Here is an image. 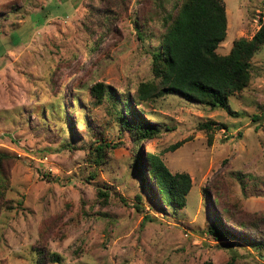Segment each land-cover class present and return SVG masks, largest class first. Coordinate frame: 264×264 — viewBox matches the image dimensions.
<instances>
[{
    "label": "rangeland",
    "instance_id": "374dc122",
    "mask_svg": "<svg viewBox=\"0 0 264 264\" xmlns=\"http://www.w3.org/2000/svg\"><path fill=\"white\" fill-rule=\"evenodd\" d=\"M222 2L218 54L249 38L264 15V0ZM170 6L0 0V264H33L40 251L59 259L43 264H264V245L238 242L228 222L235 238L206 232L222 209L233 221L264 215V45L247 86L228 97L230 113L175 94L149 99L138 107L160 132L140 142L119 131L112 101L96 104L89 94L102 82L133 98L151 78L149 49ZM205 121L224 128L205 129ZM95 139L111 145L97 166ZM137 150L189 175L183 207L160 213L148 201L132 165Z\"/></svg>",
    "mask_w": 264,
    "mask_h": 264
},
{
    "label": "trees",
    "instance_id": "16d2710c",
    "mask_svg": "<svg viewBox=\"0 0 264 264\" xmlns=\"http://www.w3.org/2000/svg\"><path fill=\"white\" fill-rule=\"evenodd\" d=\"M170 1L171 6L164 12L160 23L162 31L156 39V45L149 49L151 78L137 84L133 98L114 92L102 82H95L88 88L94 103H101L105 97L112 101L115 107L114 120L119 131H125L134 142L153 138L160 132L158 125L150 122L138 107L149 99L175 94L189 102L226 109L230 113L228 97L240 93L247 86L251 75V58L264 45L263 15L249 38L233 39L227 53L218 54L216 48L224 39L226 30L222 0ZM140 26L141 23L134 21L135 35L141 41L143 34ZM214 124L205 121L202 127L210 129L209 126ZM215 125L217 129L224 128L222 123ZM179 145L180 142H175L167 150H173ZM110 146L100 139L90 143V161L94 166L104 161L105 149ZM132 165L148 201L156 204L158 212L163 213L166 206H184L185 195L191 185L187 173H172L159 156L153 153L142 154L139 150L133 155ZM98 194L106 196L103 191H98ZM135 199L140 204V195L136 194ZM214 214L206 232L215 240L235 238L231 229L225 226V222H228L230 226H235L232 230L242 234H239L238 242L256 248L264 245V215L244 222L229 219L224 209L220 215L218 211ZM143 218L149 217L143 215ZM244 235L247 237L244 238ZM36 253L33 264H43L45 259L52 262L59 260L53 252Z\"/></svg>",
    "mask_w": 264,
    "mask_h": 264
},
{
    "label": "water",
    "instance_id": "95a60500",
    "mask_svg": "<svg viewBox=\"0 0 264 264\" xmlns=\"http://www.w3.org/2000/svg\"><path fill=\"white\" fill-rule=\"evenodd\" d=\"M261 258L264 260V256H261Z\"/></svg>",
    "mask_w": 264,
    "mask_h": 264
}]
</instances>
